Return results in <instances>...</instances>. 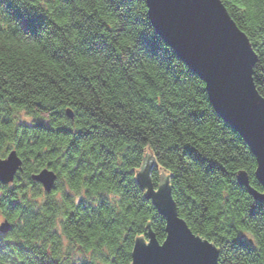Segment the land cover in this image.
<instances>
[{"label":"clouds","instance_id":"obj_1","mask_svg":"<svg viewBox=\"0 0 264 264\" xmlns=\"http://www.w3.org/2000/svg\"><path fill=\"white\" fill-rule=\"evenodd\" d=\"M9 2L21 13L43 17L45 23L34 37L30 32L23 30L20 20L12 15L6 3H0V84L7 82L12 95L22 98L19 103H9L6 97L0 98V162L8 160L9 151L21 154L22 160L19 170H14L11 179L0 182V226L5 224L11 226L8 232L0 236V264H130L123 255L125 250L131 251L129 244L121 239L125 231L146 233L162 231L161 221L154 218L150 202L144 199L148 187L132 188L138 176L145 171L146 164L155 165V171L148 172V182L153 192L154 184L163 185L175 172H180L181 178L187 182L198 181L199 176L202 175L198 166L191 157L183 155L180 148L183 144H190L206 157L219 159L220 153L214 154L213 151L217 145L214 141H210L207 147L199 141L193 143V139L184 134L183 129L187 127L186 125L180 126L179 136L168 132L163 136L153 135L148 129L153 127L151 122L161 120L162 114L158 115L149 111L146 106L133 102L130 105L132 110L139 111L143 108L148 112V119L138 125L145 130L144 134L148 139L139 145V153L132 152L128 156L127 164L119 155L123 150V142L121 147L115 149L117 155L111 162V168L122 167L127 173L126 180L113 178L110 169L97 167L103 156L88 151L96 143L95 140L88 144L81 143L79 149L70 154H66V149L71 137L41 136L36 146L29 148L35 137L32 133L22 134L20 122L31 125L35 121H45L54 129L58 126L79 128L83 126L82 121L56 119L53 111L58 110L59 101L64 99H72L85 105L94 103L93 95L83 88L78 93L73 92L71 87L66 88L64 95H58L55 88L43 91L37 89L34 92L36 85L25 71V67L30 66L25 64L29 55L41 61L38 65L40 70H46L48 67L57 69L55 76L52 72L48 73L57 81L65 72L73 71L66 61L85 75L91 76L99 73L102 68H111L116 58H119L118 68L128 69V75L132 76L134 81L131 87L140 91L141 95L155 97V103H163L165 108H168L167 101L175 103L177 97L172 94L175 90L166 86L168 75L165 66L169 62L150 57L139 43L141 32L151 36L154 31L147 20L148 11L135 7L137 4H146L145 0H124L123 3L121 0H72V8L78 11L76 15H72L63 7L62 0H9ZM233 7L237 16L251 13L256 17L251 23L246 21L242 25L244 31L248 33L249 40L256 43L257 34L264 33V0H250L247 3L234 0ZM80 12L83 15H80ZM89 18L98 26V34L104 37L108 45L107 51L86 54L88 49L86 39L91 38L90 33L97 34V28L87 23ZM76 25L81 27L77 28ZM78 48L82 51H75ZM160 48L161 56L164 50H167L168 55L171 56V48L168 45L161 43ZM59 50H63L64 59L57 64L50 59V56ZM110 53H114V56L106 62V57H109ZM130 60L133 64L141 65V68L130 67L128 63ZM178 61L184 73L194 76L189 73L187 65L182 61L175 57L170 60L173 64ZM11 69L16 71L13 72ZM141 71L152 76L156 83L155 88L145 84L138 74ZM20 73H23V76L17 80L16 76ZM115 75L113 74V79ZM107 76L108 73L105 71L104 77ZM21 85L25 86L21 88ZM128 87L129 85H124L116 93L125 103L128 97L120 93L127 91ZM68 92L73 94L68 97ZM187 95H190V89L185 92V96ZM99 98L103 101L104 111L110 112L107 100L103 96ZM34 101H39L46 107L38 108L34 105ZM168 111L174 112L175 109ZM163 127L164 125L161 124V128ZM205 127L208 125L205 124ZM210 135L216 141L229 139L219 125L210 129ZM173 144L177 145L178 150L175 153L166 151ZM51 148H55L56 151L48 155L46 150ZM36 153L41 155L36 157ZM82 154L84 162L78 165L77 159L81 158ZM227 156L239 160V150H231ZM244 167L249 166L244 165ZM129 168L132 169L130 173ZM45 170L52 173L50 187H46L40 180L35 182L31 180L33 176L39 177ZM95 172H101L102 176L94 177ZM89 177L93 178L86 179ZM220 184L221 187L217 190L200 197L193 195V199L206 200L209 204L210 216L215 215L217 205H221L224 209L222 219L226 225L230 219H235L245 210L246 202L241 200L233 207L231 201L235 196L230 193L228 182L221 179ZM199 192H205L203 186L199 187ZM188 195L192 193L189 192ZM171 198L177 200L175 187L172 189ZM224 198H228L227 204L224 203ZM102 199L107 207L102 206ZM81 200L89 205L90 213L85 216L81 212L77 216V219L83 217L81 224L84 226L67 225L69 215L77 213ZM13 201L18 202L20 207L11 208L10 203ZM24 209L38 211L39 214L35 218L29 217L26 220L22 215ZM258 211L260 215H264V209ZM113 218L120 221L119 226L116 231L108 232L102 224ZM188 222L193 223L192 220ZM39 224L43 226L37 227ZM88 224L92 227H87ZM225 225L220 222L201 224L199 230L195 224L193 226L194 231L198 234L202 233L201 242L205 238L215 239L213 249L221 250L216 255L215 264H264V254H262L264 246H260L262 253H257L255 257L242 258L240 253L232 252L228 243L230 238L224 235ZM251 234L249 232V235ZM211 242L212 239H209V243ZM17 243L27 250L24 254L16 247ZM142 243L148 246L150 239H142Z\"/></svg>","mask_w":264,"mask_h":264},{"label":"trees","instance_id":"obj_2","mask_svg":"<svg viewBox=\"0 0 264 264\" xmlns=\"http://www.w3.org/2000/svg\"><path fill=\"white\" fill-rule=\"evenodd\" d=\"M222 5L225 7L228 15L234 21L236 26L246 35L249 40L248 33L244 31L242 25L247 21L251 23L256 17L252 16L251 13L245 16H237L234 14L233 3L234 0H220ZM123 3L124 0H121ZM239 2L247 3L250 0H239ZM0 3H6L8 9L11 11L12 15L20 20L21 27L25 32H30L34 37L37 36L38 31L44 26V18L36 15H28L27 13H21L19 10L15 9L9 0H0ZM146 3V0H145ZM63 7L68 9L72 15L78 14V11L72 8V0H62ZM119 5H117L118 7ZM135 7L140 8L142 11H148L147 4H137ZM83 15L82 12L79 13ZM251 17V20H249ZM147 20L150 26L153 28V35L141 32L139 36V43L145 49L146 53L150 57H155L161 59L162 61H168L169 64L165 66V71L168 75V80L166 81V86L173 88L175 91L172 93L177 97L176 102L167 101L168 108L164 107V104H156L155 97L141 95L140 91L135 90L131 87L134 83L133 77L128 75V69L124 67H119L120 60L116 58L115 64L111 68L104 69L95 75H85L82 71L76 69L71 65L70 62L68 67H72V72H65L64 76L59 77V81L54 79L53 76L57 74V69L48 67L46 70H40L38 65L41 61L35 57L28 56L25 60V64L30 65L25 67V71L29 73L30 79L36 89L43 91L45 89L55 88L58 95H64L65 89L71 87L73 92L78 93L81 88L85 91L91 93L94 97V103L90 105H85L79 101L72 99H64L59 101V108L53 111V116L56 119H67L69 121H82L83 126L79 128H68L65 126H58L57 128H52L48 122L45 121H35L33 124L29 125L27 123H20L19 127L22 134L32 133L35 139L29 144V148H34L36 142L41 136H54L57 138H67L71 137L68 147L66 149V154H70L79 149L81 143L88 144L89 142L95 140L96 143L89 148V152H95L98 156H103V160L97 166L98 168L104 170H111V175L113 178H121L122 180L127 179V173L122 167H117L115 169L111 168V162L115 160L117 155L115 149L121 147V142H123V150L119 153L121 160L125 164L129 163L128 156L132 152L139 153V145L146 142L148 139L145 135V130L139 128V124L145 122L148 119V112L141 108L139 111H134L131 109L130 105L134 102L136 104L146 106L151 112H155L158 115L162 114L161 120L159 122H151L153 127L148 129L153 135L163 136L165 132L180 135V126L186 125L187 127L183 129L184 134L193 139V143L199 141L203 143L206 147L210 141H214L217 145L214 149V154L220 153L219 159H211L206 157L197 151L193 145L183 144L180 151L183 155H188L191 157L195 164L198 166L199 171L202 175L199 176L198 181L187 182L181 178L180 172H175L171 177L168 178L169 185L171 189L176 188L177 200H175L176 209L178 215L185 221L189 229L199 235L197 231L193 230L194 224L199 230L201 224L220 222L225 225L222 219L224 214V209L221 205H217V211L215 215H209V204L206 200L193 199V195L200 197L207 193L217 190L221 187V179L225 180L229 184V191L235 196L231 201V205L234 207L240 203L241 200L246 202V208L244 211L239 213L235 219H230L225 225L224 235L229 237V245L232 252L240 253L242 258L247 256L255 257L257 253H262L260 246H264V215H260L258 210L264 209V201H257L252 197L246 190L244 186H241L237 182V174L239 172H245L249 184L251 187L257 191H262L261 185L254 177L255 170V159L251 154L248 146L242 139V137L235 132L228 124H226L219 115L215 112L211 106L207 93L205 91L204 82L191 70L188 68L190 74L194 76H188L181 70V64L178 61L173 64L170 62L172 57L177 58L182 61L171 49V56L168 55L167 50H164L163 56L160 55L161 48L160 44H166L164 40L157 34L154 27L152 26L147 12ZM140 22V21H138ZM87 23L91 27L97 28V34L93 35L90 33L91 38L86 39L88 44L87 55H92L96 52L107 51L108 45L105 43L103 36L98 34V26L91 22V18L88 19ZM80 28V25H76ZM258 40L256 43H252L249 40L251 47L256 55V61L252 68V79L258 93L264 97V33H258ZM167 45V44H166ZM50 51V49H49ZM75 51L81 52V49H76ZM63 50H59L51 54L50 59L53 62L60 64L64 59L62 55ZM258 53H260L258 55ZM114 53H110L107 60L111 59ZM20 59V57H17ZM183 62V61H182ZM129 66L133 68H141L138 63L133 64L130 60ZM184 65H186L183 62ZM15 72V69H11ZM62 71L63 68L61 67ZM105 71L108 73L107 77H104ZM52 72L53 76H49L48 73ZM113 74L115 78L113 79ZM138 74L145 81V84L150 88H155L156 83L152 76H149L147 72L141 71ZM23 73L16 76L19 80L22 78ZM111 80V83H109ZM64 85V87H60ZM129 85L128 90L121 92L120 94L124 97H128L127 103L122 102L116 95V93L124 86ZM25 85H21L23 88ZM9 85L7 82L0 84V98H7L9 103H19L22 101L20 96L12 95L9 91ZM190 89V95L185 96V92ZM73 92H68L67 96L70 97ZM103 96L108 104L110 105V112H105L104 107H102L103 101L99 98ZM163 97V93H161ZM34 105L38 108H44L39 101H34ZM71 110L72 117L66 115V110ZM75 109V110H74ZM168 109H175L174 112L168 111ZM49 110H52L49 108ZM161 124L164 125L161 128ZM205 124L208 127H205ZM220 126L223 133L229 137V139H221L219 141L214 140L210 135V129ZM195 129V131H191ZM239 150L240 159L227 156V153L231 150ZM177 145H170L166 150L169 153H175L177 151ZM47 154L52 155L56 151L55 148L47 149ZM10 152V151H9ZM8 152V153H9ZM21 160V154L16 152ZM36 157H39L41 153H36ZM31 158V156L29 157ZM83 161V154L81 158L77 159V164L79 165ZM22 163V160H21ZM248 165L249 167H244ZM131 168L128 169L130 173ZM152 172L155 171V167L152 168ZM101 172H95L94 177H101ZM93 177L86 179L91 180ZM32 182H35L31 178ZM182 185V187H181ZM157 186V184H154ZM203 186L205 189L204 193L199 192V187ZM133 189H138L139 185L136 181L132 184ZM191 192L192 195H188ZM144 199L151 204V210L154 213V218L161 221L162 231L159 233L153 232L155 238L161 242L165 236V222L164 219L159 215L150 200ZM224 203H228V198H224ZM101 204L107 207V204L101 200ZM10 207L13 209L19 208L18 202H11ZM83 212L85 216H88L89 205L81 200L78 204L77 213L70 214L67 220V225L81 224L83 217L77 219L79 213ZM38 211H33L31 209H24L22 215L27 220L29 217L35 218L38 215ZM94 215V213H92ZM192 220L193 223L188 221ZM199 221L200 223H197ZM47 223V221H44ZM120 221L116 218L110 219L102 224V227L108 231L113 232L119 226ZM42 224L37 225V227H42ZM81 226H84L81 224ZM87 227H92L91 224L86 225ZM8 225V232L10 230ZM5 232V233H6ZM249 232L252 234L249 235ZM4 233V234H5ZM134 233V234H133ZM144 231L128 230L125 231L121 239L129 244L131 250L133 246L134 239L137 236L144 235ZM3 234L0 232V236ZM209 241L212 239V243L215 245L216 241L214 238H205ZM223 239V237H221ZM16 247L20 249L21 253L24 254L27 250L19 243ZM218 253L221 251L218 249ZM119 252V249H118ZM264 254V253H262ZM127 257L128 261L131 263V251L125 250L123 253Z\"/></svg>","mask_w":264,"mask_h":264},{"label":"water","instance_id":"obj_3","mask_svg":"<svg viewBox=\"0 0 264 264\" xmlns=\"http://www.w3.org/2000/svg\"><path fill=\"white\" fill-rule=\"evenodd\" d=\"M148 17L158 35L205 84L208 100L219 117L235 130L255 159L254 177L262 187L250 186L245 172L237 182L257 201H264V97L252 80L256 55L246 35L236 26L220 0H146ZM71 117L70 110H66ZM21 160L15 151L0 162V182L11 179ZM146 164L136 183L148 187L150 200L165 222V236L159 242L148 232L134 239L130 264H215L218 250L207 239L193 233L178 215L167 179L152 186ZM52 173L42 171L34 181L51 186ZM8 225L0 226L4 233ZM193 237H192V236ZM148 236V237H147ZM150 239L148 246L142 239ZM208 244V245H207Z\"/></svg>","mask_w":264,"mask_h":264},{"label":"rangeland","instance_id":"obj_4","mask_svg":"<svg viewBox=\"0 0 264 264\" xmlns=\"http://www.w3.org/2000/svg\"><path fill=\"white\" fill-rule=\"evenodd\" d=\"M69 110H70V109H69ZM70 112H71V110H70ZM66 115H67V114H66ZM20 123H24V122H20ZM153 167H155L154 164H153ZM153 167H152V168H153ZM151 170H152V169H151ZM7 230H8V228L6 229V231H7ZM6 231H5V232H6ZM5 232H4V233H5ZM4 233H3V234H4Z\"/></svg>","mask_w":264,"mask_h":264},{"label":"bare ground","instance_id":"obj_5","mask_svg":"<svg viewBox=\"0 0 264 264\" xmlns=\"http://www.w3.org/2000/svg\"><path fill=\"white\" fill-rule=\"evenodd\" d=\"M249 41V40H248ZM251 45V44H250ZM255 54V53H254ZM253 80V79H252ZM71 117H72V113H71ZM235 131V130H234ZM236 132V131H235ZM16 152V151H15ZM3 234V233H2Z\"/></svg>","mask_w":264,"mask_h":264},{"label":"snow or ice","instance_id":"obj_6","mask_svg":"<svg viewBox=\"0 0 264 264\" xmlns=\"http://www.w3.org/2000/svg\"><path fill=\"white\" fill-rule=\"evenodd\" d=\"M4 162V161H3ZM217 255H218V252H217Z\"/></svg>","mask_w":264,"mask_h":264}]
</instances>
